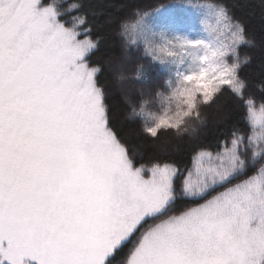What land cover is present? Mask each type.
<instances>
[{
    "label": "snow or ice",
    "instance_id": "snow-or-ice-1",
    "mask_svg": "<svg viewBox=\"0 0 264 264\" xmlns=\"http://www.w3.org/2000/svg\"><path fill=\"white\" fill-rule=\"evenodd\" d=\"M96 15L0 0V264H264V84L244 22L223 0L109 17L102 83ZM226 96L235 118L201 136ZM124 123L150 145L187 137L188 159L146 160Z\"/></svg>",
    "mask_w": 264,
    "mask_h": 264
},
{
    "label": "trees",
    "instance_id": "trees-1",
    "mask_svg": "<svg viewBox=\"0 0 264 264\" xmlns=\"http://www.w3.org/2000/svg\"><path fill=\"white\" fill-rule=\"evenodd\" d=\"M169 0H85L87 7L96 13L93 19L97 25H103L98 29L99 34L106 38L102 41L99 51L94 55L93 59L105 66L104 72L100 75L101 82H111V75L108 69V60L120 50V39L116 35V25L107 24L109 17L116 20L131 17L133 9H149L158 3H168ZM232 11V14L241 19L254 40V46L245 48L243 52H247L252 56V63L245 69L252 81V89L256 91V85L264 84V77L261 75L264 69V6L260 0H223ZM146 68L151 71L152 67L145 63ZM115 85L113 84V89ZM257 95L260 93L257 92ZM114 103V111H119L118 97L112 98ZM235 107V101L224 97L217 105L206 110L207 126L200 129V135L207 134L211 138L217 131L218 127L223 126L225 116L234 117L232 109ZM121 126L122 132L129 138V143L136 146L143 154L144 158L150 159L153 156L162 155L161 148H165L168 155L178 160H187V152L189 150L188 138L183 140H174L168 137H162L159 142L142 141V137L137 136V126L124 123ZM167 140L168 143H163Z\"/></svg>",
    "mask_w": 264,
    "mask_h": 264
}]
</instances>
